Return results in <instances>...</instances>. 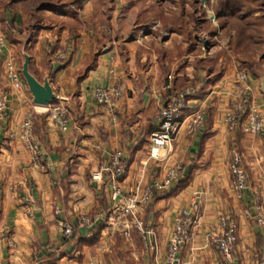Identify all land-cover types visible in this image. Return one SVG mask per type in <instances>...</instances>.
Wrapping results in <instances>:
<instances>
[{
    "label": "crops",
    "instance_id": "obj_1",
    "mask_svg": "<svg viewBox=\"0 0 264 264\" xmlns=\"http://www.w3.org/2000/svg\"><path fill=\"white\" fill-rule=\"evenodd\" d=\"M14 2L0 5V29L7 38L0 66L15 56L24 84L11 90L7 119L0 130V264H157L165 257L176 217L184 209L193 213L194 205L197 220L190 228L191 240L180 251L182 264L264 261V226L254 217L256 207L264 205V136L241 129L228 131L223 116L236 97L239 64L230 53L216 54V36L208 32L203 40L199 37L203 26L195 13L198 8L193 7L191 21L176 25L143 23L139 10L122 14V6L116 4L113 39L109 40L103 26L95 33L71 8L53 14L66 18V11L73 13L80 20L75 31L65 21L55 37L42 36L47 28L43 22L24 18L15 11ZM62 50L68 52L63 60L57 54ZM25 53L31 58L30 72L41 82L49 78L56 96L69 106L72 123L67 132L53 123L48 106L34 103L20 69ZM117 79L124 93L115 121L107 107L97 103L95 90ZM250 80L252 95L264 110V76L250 74ZM9 81L5 78L3 84L9 86ZM189 86L196 94L186 113L202 109L204 126L193 134L182 128L163 150L162 160H149L161 107L170 95ZM28 114L33 116L34 135L49 167L35 164L17 137ZM234 148L241 152L248 171L242 200L234 197L231 184L229 163ZM116 150L123 151L128 166L123 181L128 193L162 179L167 160L184 165L177 182L188 177L186 184L173 194L157 193L141 213L147 228L157 233V252L144 247L142 233L133 231L127 236L120 224H113L116 212L108 186L93 178ZM26 197L32 200L33 217L25 209ZM246 210L252 216H246ZM96 212L102 218L93 226H79L82 215ZM221 215L238 225V246L230 258L210 244V236L219 232ZM60 220L77 228L73 239L64 238L58 228Z\"/></svg>",
    "mask_w": 264,
    "mask_h": 264
},
{
    "label": "built area",
    "instance_id": "obj_2",
    "mask_svg": "<svg viewBox=\"0 0 264 264\" xmlns=\"http://www.w3.org/2000/svg\"><path fill=\"white\" fill-rule=\"evenodd\" d=\"M216 20V16H213ZM7 46V38L0 29V56L4 54ZM62 58V55H60ZM8 78L9 86L4 85V79ZM24 81L17 66V59L11 56L6 64L0 66V130L8 115V98L12 89L23 87ZM236 97L231 99L225 112L224 122L228 131L236 132L242 130L246 134L255 137L264 136V110L257 104L252 95V84L250 74L240 72L236 78ZM124 93L123 84L117 79L110 86L97 87L95 90V99L97 103L107 107L109 114L117 120V105ZM196 94V89L189 86L180 92L170 95L160 109L159 126L151 136V146L149 160H162V152L170 146L174 138L184 128L188 134H193L201 129L205 124V113L202 109H196L191 112L188 110V102ZM47 112L53 123L62 131L67 132L72 123V115L65 99L56 96L54 101L48 105ZM186 113V114H185ZM19 140L31 152L32 159L39 166H48L45 162V154L40 141L34 135V121L32 114H28L19 126L17 134ZM229 170L233 195L238 200H242L244 192L248 188V171L243 163L241 152L234 148L230 153ZM128 166L123 156L122 150H116L110 154L108 162L100 166L99 170L93 174V178L105 181L110 189V198L114 203L116 216L113 224L123 226L124 234L129 236L132 231L142 233L144 238V247L158 250L157 233L147 228L140 217V209L148 204L157 193L169 191L177 180L184 174V165L181 162L166 161L163 167V177L153 183L144 185L142 189L135 191L132 195L124 193L122 181L126 175ZM25 209L30 217H33L32 200L26 197ZM197 205L193 206V213L188 210L182 212L176 217L174 232L169 238L166 248V254L162 261L157 264H182L179 254L181 249L187 244L192 234L190 228L197 220V214L194 213ZM57 212L61 213V208L57 207ZM195 214V215H194ZM246 216H252L250 210H246ZM256 221L264 226V205L256 207ZM102 218V214L97 213L93 217H83L79 226H93L96 221ZM58 228L64 238L70 239L74 232V226L67 220H60ZM152 236L149 240L146 236ZM238 225L227 215H221L219 218V232L210 236V244L218 248L221 255L230 258L238 246ZM264 264V261L259 262Z\"/></svg>",
    "mask_w": 264,
    "mask_h": 264
},
{
    "label": "rangeland",
    "instance_id": "obj_3",
    "mask_svg": "<svg viewBox=\"0 0 264 264\" xmlns=\"http://www.w3.org/2000/svg\"><path fill=\"white\" fill-rule=\"evenodd\" d=\"M6 1L0 0V5ZM8 1L10 3L12 0ZM228 2L231 7L226 5ZM14 3L17 6L14 10L22 12L24 18L30 17L29 19L35 24L39 20L43 22L42 26L47 28L42 30V36L48 34L53 38L55 32L58 35L59 29H62V26L66 24L65 21L68 22V20L64 18V15L53 14V12L60 13L71 8L77 12L87 27L94 28L95 33H97L98 26H103L105 36L110 37L109 40L113 39L112 11L116 4L122 6V14L124 10L133 9L136 10L135 12L139 10V18L143 23L162 21L176 25L191 21L192 16L195 15L194 8H198L195 13L203 26L200 27L202 31L200 30L199 37L203 40V36L208 32L211 36H216L215 39L218 42L216 54L225 52L232 54L236 63L239 64L238 74L240 72L254 75L260 73L264 76V0H84L81 8L78 7L81 5H72L71 0H16ZM213 16H216V20H213ZM66 53L68 54L62 50L57 54L62 55L63 60L67 56ZM20 56V61L24 62L22 54ZM123 181L124 193L132 195L134 192L125 191ZM143 186H139L136 191L142 189ZM108 190L110 195V189ZM146 205L141 207L140 217ZM97 213L99 212L91 216L82 215L79 220L83 217H93ZM121 229L125 232L122 225Z\"/></svg>",
    "mask_w": 264,
    "mask_h": 264
},
{
    "label": "water",
    "instance_id": "obj_4",
    "mask_svg": "<svg viewBox=\"0 0 264 264\" xmlns=\"http://www.w3.org/2000/svg\"><path fill=\"white\" fill-rule=\"evenodd\" d=\"M24 56H25V62L23 64L22 74L25 79V82L27 83L32 93L33 101L36 105L48 106L56 98V94L52 87V84L49 78H46L44 82L38 80L30 72V68H29L30 60H31L30 55L28 53H25ZM263 89H264V83H263Z\"/></svg>",
    "mask_w": 264,
    "mask_h": 264
},
{
    "label": "trees",
    "instance_id": "obj_5",
    "mask_svg": "<svg viewBox=\"0 0 264 264\" xmlns=\"http://www.w3.org/2000/svg\"><path fill=\"white\" fill-rule=\"evenodd\" d=\"M14 1H15V0H12L10 3L14 2ZM83 2H84V0H71L72 5H81ZM6 3H9V1L7 0L6 2H4V4H6ZM226 5L229 6V7H231L229 2L226 3ZM65 15H66V19L68 20V23H69L70 26H71V30H72V32L75 31L74 28L77 27V26H79V24H80V20H78V19L74 16L73 13H70V12H68V11H66V14H65ZM92 67H93V64L91 65L90 68H92ZM90 68H89V69H90ZM182 179H183V178H181V179L177 182V184H176L177 186H176V187L170 189L169 191H166L165 193L168 192L167 194H173V193H175L176 191H178L180 188H182V187L186 184L188 177L185 178L184 180H182ZM76 231H77V228L74 226V232H73V235H72V237H71L69 240L73 239V237H74L75 234H76Z\"/></svg>",
    "mask_w": 264,
    "mask_h": 264
}]
</instances>
